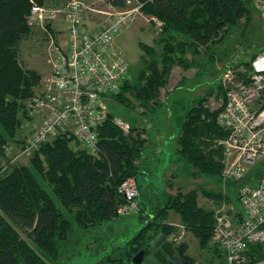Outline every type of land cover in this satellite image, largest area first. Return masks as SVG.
I'll use <instances>...</instances> for the list:
<instances>
[{
    "label": "trees",
    "instance_id": "obj_1",
    "mask_svg": "<svg viewBox=\"0 0 264 264\" xmlns=\"http://www.w3.org/2000/svg\"><path fill=\"white\" fill-rule=\"evenodd\" d=\"M50 1L0 0V161L3 160L0 167V264H57L74 249L69 243L75 236L78 235L76 239L80 240L89 235L90 232L86 233L89 230L125 218L117 212L125 202L120 189L129 178L137 182V162L146 144V140L125 137L114 125V116L108 109L109 114L96 131L98 152L95 155L81 149L73 134L67 131L41 144L33 153L30 165H8L4 150L9 144L18 142L16 138L24 118H27L26 104L43 80L39 72L25 69L19 61V47L32 33V26L28 25L25 17L29 16L32 5L44 6ZM112 1L120 9L123 7L119 0ZM137 1L143 15L161 21V34L165 38L161 42L162 37L156 40L157 46L162 48L160 55L155 48L139 44L150 62L143 63L132 82L125 80L119 92L108 97V100L113 99L126 107H130L131 99L141 106L157 102L174 63L182 61V67L191 69V62L186 63L185 53L194 52L199 47L208 50L215 43L222 42V31L243 18L250 21L253 10L251 0ZM41 32L45 40V35L53 37L56 33L49 25L46 31ZM178 37L184 41L177 40ZM243 64L249 66V62ZM214 89L218 96L216 100L224 101L225 89L221 80ZM220 111V106L211 110L206 98H200L186 115L175 153L180 161L186 163L193 180L208 177L223 183L230 182L232 186L235 184L233 190L239 202L238 182L222 178V148L207 151L208 145L217 146V140L227 137V132L216 124ZM32 120L34 116H31ZM137 186L139 195L138 183ZM198 193L216 204L228 203L227 195L201 189V186L187 193L177 190L174 196H168L156 214L145 217L146 221L136 235L124 243V250L127 249L124 259L108 256L105 263L98 264H133V257L141 250H145V255L150 252L151 240L161 237L158 245L162 246L165 240L174 238L172 234L177 229L167 223L169 212L178 216L180 226L195 238L200 250L211 251L214 256L224 258L221 249L212 244L218 216L213 210L199 207ZM134 214H138L142 223L144 214L139 206ZM228 216H231L230 212ZM241 216L239 210L231 219L240 223ZM168 243L175 257L180 259L179 264H195L185 254L184 244L175 246ZM247 249V255L256 256L254 260L264 259V243L248 245Z\"/></svg>",
    "mask_w": 264,
    "mask_h": 264
},
{
    "label": "rangeland",
    "instance_id": "obj_2",
    "mask_svg": "<svg viewBox=\"0 0 264 264\" xmlns=\"http://www.w3.org/2000/svg\"><path fill=\"white\" fill-rule=\"evenodd\" d=\"M104 1L103 3L97 2L95 5L93 4V11H87L84 16V25L89 32H92L91 30L93 29L97 31L107 20V15L114 12L110 8L111 4L120 9L119 5L115 4L116 2L113 3L112 0ZM119 1L122 2L124 7L126 0ZM66 2L51 0L47 3L48 5H44L43 7H52L60 11L56 13L52 23L54 25L51 26V23L46 22L43 25L32 26L31 35L19 47L21 65L25 69L39 72L43 80L49 77L51 73V55L47 49L45 39H42L44 37H41V31L49 25L50 29L56 32L55 36H53L55 41H58L61 47H66V25L62 13ZM250 2L253 10L250 12L249 22L246 18H243L237 24L228 27L227 30H223L221 33V37L223 36L224 38H222L223 41L215 43L208 50L199 47L195 51L192 48L194 52L191 53L193 54H184L186 63L191 62L189 64V66L192 65L191 69L186 70V68L182 67V61L178 64L174 63L170 72L171 76L168 79L169 85L167 84L160 89L158 95V97L163 99L168 95L167 99L165 102L158 103L159 105H156L155 110L148 105L141 108L139 107L140 104L138 105V102L132 99L130 100V107L121 105L113 99L106 102L110 113L114 116V125L125 137L146 140L145 148L137 162L139 171L136 176L137 183L140 186L137 202L140 211L144 214V219L141 223L138 214H132L129 217L118 218L89 230L86 233L90 232L91 234L85 235L80 240L76 239L78 235L75 236L69 243L74 249L66 253L65 258L60 259L57 264L105 263L108 256L122 257L124 259V252L127 251V249L124 250V243L136 235L144 225L145 217H152L156 214L157 210L165 205L169 194L174 196L177 190L187 193L195 187L201 186V189L220 192L224 196L227 195L228 203L216 204L214 200H208L201 193H198L197 201L199 207L205 210H213L218 217L228 216L229 212L234 215L237 210H241L237 195L233 190L235 189V184L232 186L230 182L223 183L220 180L217 181L208 177L193 180L188 173L190 171L188 166L187 168L184 166L186 163L177 158L175 142L187 113L200 98H206V104L211 110L218 106L219 101L216 100L218 96L215 95L214 88L221 80L225 66L230 65L241 68L244 66L243 63L249 62L253 55L264 51L263 11H259L254 6L253 0ZM135 4L137 3L132 1L131 7L135 6ZM25 18L32 23L30 15ZM159 22L161 23L160 20L145 16L139 11V14H134L132 23L115 40V45L122 53L127 64V79L131 82L143 68V63L150 62V58L140 48L139 44L146 45L147 48H155L156 53L158 55L161 54L162 48H159L156 44V40L162 37L163 25L160 28L157 27ZM56 30H60V32L57 33ZM163 38L165 37H162L159 42ZM179 39L184 41L178 37L177 40ZM184 47L189 52L188 46L185 45ZM40 87L41 84L38 90ZM42 91L40 89L38 94ZM26 114L27 118H24L16 138L18 142L9 144L4 150V157L9 160V166L13 164L30 165V160L35 152L29 149L28 140L32 138L31 134L35 132L34 128L39 124L35 118L37 113L33 115L34 120L32 121H30L29 112ZM169 138L170 140L172 139V142L168 141ZM217 146L210 147L208 145L207 151H211L210 148H222ZM228 151V149L222 148L223 160L221 163L223 165L230 161L228 160L230 158ZM2 161H0V167L3 163ZM250 171L254 175L259 176L261 167L258 164L255 169L251 167ZM172 173H174V176L170 177ZM249 180L251 179L248 176ZM246 182L244 181V183ZM44 187L46 188L45 185ZM46 189L48 190V188ZM167 223L175 226L177 231L172 234L174 238L165 240V242H171L175 246L181 243L184 244L186 246L185 254L192 258L195 264H224L223 257H216L211 251H202L198 248L195 238L190 233L185 232L180 226L176 214L169 212ZM22 237L24 236L22 235ZM160 241H162L161 237L151 240L152 248L148 250L150 252L145 255L142 264H160L155 260L158 256H154L155 252L162 248L158 245ZM114 249L117 250L115 253L112 252ZM244 255L245 262L243 264H264V259L254 260L256 256L250 257L247 255V251Z\"/></svg>",
    "mask_w": 264,
    "mask_h": 264
},
{
    "label": "built area",
    "instance_id": "obj_3",
    "mask_svg": "<svg viewBox=\"0 0 264 264\" xmlns=\"http://www.w3.org/2000/svg\"><path fill=\"white\" fill-rule=\"evenodd\" d=\"M132 1L137 3L133 7ZM97 2L105 1L68 0L62 12L65 48L52 35H45L51 73L41 81L43 91L38 94L37 88L26 104L27 112L30 116L37 113L35 118L39 122L28 140L33 151L58 133L69 131L86 153L98 152L96 131L109 114L106 101L128 80L127 64L115 40L132 23L134 14H139L141 4L126 0L122 9L111 4L114 12L107 15L97 31L89 32L84 16L93 11ZM253 2L264 16V0ZM50 8L32 5L29 15L34 24L27 21L28 25L52 24L60 11ZM161 25L159 22L157 27ZM225 67L221 75L225 100H220L216 107L221 108L216 124L227 132V137L216 144L229 150L230 161L223 165L222 178L238 182L242 216L240 223L227 215L218 217L212 240L223 252L225 264H243L247 246L264 243V51L255 55L247 67ZM258 164L261 167L258 184L252 186L250 180L244 183L248 176L249 179L254 176L250 168L255 169ZM120 191L125 202L118 208V214L126 217L136 213L137 182L127 179Z\"/></svg>",
    "mask_w": 264,
    "mask_h": 264
},
{
    "label": "water",
    "instance_id": "obj_4",
    "mask_svg": "<svg viewBox=\"0 0 264 264\" xmlns=\"http://www.w3.org/2000/svg\"><path fill=\"white\" fill-rule=\"evenodd\" d=\"M161 247L162 248L159 251L155 252L154 256H158L156 257V259L160 264H168L167 257H169L170 260H173L175 258V255L173 253L174 250L168 242L164 243ZM144 257L145 250H141L138 254L133 257L132 263L142 264Z\"/></svg>",
    "mask_w": 264,
    "mask_h": 264
},
{
    "label": "crops",
    "instance_id": "obj_5",
    "mask_svg": "<svg viewBox=\"0 0 264 264\" xmlns=\"http://www.w3.org/2000/svg\"><path fill=\"white\" fill-rule=\"evenodd\" d=\"M56 22V21H55ZM54 25V24H53ZM57 31V33L58 32H60V30H56ZM200 51V50H199ZM170 76H171V74H170ZM168 85H169V80H168V83H167ZM168 96V95H167ZM167 96H165V98L163 99V98H161V97H158L157 98V102H154V103H149L148 104V106H150L152 109H156V107L159 105L158 103H162V102H165L166 101V99H167ZM159 101V102H158ZM139 105V104H138ZM157 105V106H156ZM139 107H141L142 108V106L140 105ZM146 111V110H145ZM145 138V137H144ZM169 142H172V139L170 140V138H169V140H168ZM168 142V143H169ZM176 147H175V150L177 149V137H176ZM171 144V143H170ZM178 158V157H177ZM184 166L186 167V165L184 164ZM256 172V171H255ZM172 176H174V173H172L171 175H170V177H172ZM258 180H259V176H256V175H254L252 178H251V180L249 181L250 182V184L252 185V186H256L257 184H258ZM245 181H247L246 183H248V178L245 180ZM170 186H173V185H170ZM174 187V186H173ZM169 195H172V194H169ZM224 204H226L225 202H224ZM219 210H221V208H219ZM237 211H239V210H237ZM232 216V215H231ZM225 264V263H224Z\"/></svg>",
    "mask_w": 264,
    "mask_h": 264
},
{
    "label": "flooded vegetation",
    "instance_id": "obj_6",
    "mask_svg": "<svg viewBox=\"0 0 264 264\" xmlns=\"http://www.w3.org/2000/svg\"><path fill=\"white\" fill-rule=\"evenodd\" d=\"M167 261L171 264H179L181 263L180 259L178 257H175L173 260H170L169 257H167Z\"/></svg>",
    "mask_w": 264,
    "mask_h": 264
},
{
    "label": "clouds",
    "instance_id": "obj_7",
    "mask_svg": "<svg viewBox=\"0 0 264 264\" xmlns=\"http://www.w3.org/2000/svg\"><path fill=\"white\" fill-rule=\"evenodd\" d=\"M52 8V7H51Z\"/></svg>",
    "mask_w": 264,
    "mask_h": 264
}]
</instances>
